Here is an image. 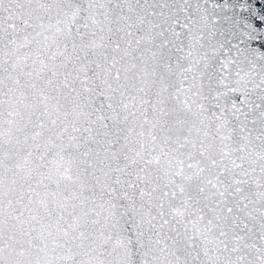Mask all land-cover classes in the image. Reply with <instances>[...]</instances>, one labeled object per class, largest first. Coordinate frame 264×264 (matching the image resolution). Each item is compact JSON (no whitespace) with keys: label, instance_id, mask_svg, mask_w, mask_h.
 <instances>
[{"label":"snow or ice","instance_id":"1","mask_svg":"<svg viewBox=\"0 0 264 264\" xmlns=\"http://www.w3.org/2000/svg\"><path fill=\"white\" fill-rule=\"evenodd\" d=\"M0 264H264V0H0Z\"/></svg>","mask_w":264,"mask_h":264}]
</instances>
